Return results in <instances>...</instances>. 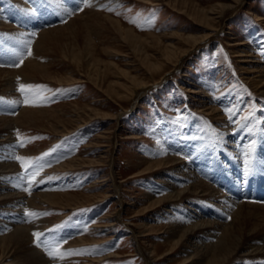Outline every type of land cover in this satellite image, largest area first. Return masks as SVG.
I'll return each mask as SVG.
<instances>
[{
  "label": "rangeland",
  "instance_id": "rangeland-1",
  "mask_svg": "<svg viewBox=\"0 0 264 264\" xmlns=\"http://www.w3.org/2000/svg\"><path fill=\"white\" fill-rule=\"evenodd\" d=\"M30 1L26 5L19 0H0V11L6 10L4 15L11 17L12 27H0L1 68L18 67L22 56L34 50L31 36L37 37V29L59 26L61 19L68 21V16H72L71 9L80 6L77 10H83L86 6L84 0ZM114 1L105 0L102 13L134 29L138 38L126 28H122L123 33L118 25L101 16L102 28L91 33L95 42L105 48L100 49L102 60L97 66L74 56L83 45V36L75 37L69 29H63L67 35H59V46L45 60L51 62L52 76L33 82H23L18 77L17 89L12 92H3L0 87V114L17 111L20 99H25L38 108L61 107L58 127L69 129L58 134L45 122L47 118L14 128L16 141L11 147L16 158H24V166L15 158L23 191L28 188L30 193L49 190L72 195L64 200L71 206L45 202L39 210H24L22 217L25 223L38 217L45 219L43 229L37 231L43 233L39 248L57 262L61 258L49 256L45 249L59 244L61 253H72L65 256L67 264H158L160 261L154 260L147 247L166 244V236L171 241L180 240V245L161 263L185 264L181 259L188 252H196V248L186 235L174 236L167 222L171 209L180 212L189 199L159 202L168 189L160 180L175 172L165 160L169 145L182 148L181 152L188 154L189 166L198 164L195 168L199 173L204 168V178L224 192L238 187L240 192L243 190L245 196L238 201L264 204V195L258 193L264 181V161L260 159L264 150V139L260 140L264 134V78L259 68L254 69L251 64L261 59L263 65L264 55L256 56L248 42H253L252 38L264 41V0ZM195 9L215 15L211 36L203 38L211 31L210 24L200 20ZM29 30L34 33L29 35ZM242 39L246 42L241 43ZM3 41L18 49L11 50ZM170 49L174 50L172 58L165 53ZM252 57L257 61H252ZM133 76L139 82H148V86L140 87ZM59 77L70 79L59 81ZM20 85L37 87L21 92ZM12 94L16 96L13 98ZM211 103L218 105L217 111L207 106ZM229 126L242 138L254 136L249 142L248 157L237 170L234 158L223 151L225 129ZM131 134L135 137H126ZM73 157L79 159L73 166L62 165ZM159 157L164 162L155 164ZM232 169L236 171L233 173ZM34 172L37 175L32 179ZM162 172L169 176H156ZM198 203L208 209L217 207L211 200ZM253 208L257 214L262 210L257 205H247L246 210ZM254 210L244 225L245 240L254 238L263 243L264 227L250 232V223L258 219L252 215ZM28 211L38 215L30 217L26 215ZM111 213L116 228L97 225ZM226 215L221 217L230 221L232 214ZM3 217L17 218L14 214ZM67 230L69 235L65 234ZM201 230L202 227L198 232ZM81 235L88 239L71 242ZM160 247L163 250L165 246ZM259 263L264 264V255L238 254L229 264Z\"/></svg>",
  "mask_w": 264,
  "mask_h": 264
},
{
  "label": "bare ground",
  "instance_id": "bare-ground-1",
  "mask_svg": "<svg viewBox=\"0 0 264 264\" xmlns=\"http://www.w3.org/2000/svg\"><path fill=\"white\" fill-rule=\"evenodd\" d=\"M19 1L26 5L30 4L31 2L30 0H19ZM52 1L54 2L56 0H52ZM84 1H86L85 9L77 10L78 8H81L80 6L77 9L75 8L71 9L70 14L73 17L72 16L70 17L69 15L68 21H66V19L65 20L61 19L62 21L58 22L59 26H56L54 28L37 29V31H39L37 32L38 33L37 37L33 38V36H31L34 47V50L30 52L31 55H29V53L24 54L25 56L24 55L23 56L25 59L22 56V59L24 61L22 60L21 62V59H19L20 56L18 54H15L21 62V63L18 62L20 63L18 67H14V68L0 67V87L3 89V92L4 91L7 92L8 90L12 92L13 89H17L16 85L17 83H19V81H17L18 77L22 79L20 81L33 82L39 78L47 77L52 74L51 65H50L51 62L45 60H47L48 54H50L52 50H55L56 47L59 46V44H57L59 43L58 40L60 39L59 35L62 33H64L62 34L64 36L67 35L65 34L66 30L64 31L63 29H69L70 33L75 37H77L78 35L83 36V45L81 44L80 50L77 51V53L74 56L78 59L85 58L87 63L90 64L91 62L92 64H96V65L102 60V58L99 56L101 54V50L104 51L105 48L100 44V42L98 41L95 42L91 33L96 32V30H98L99 28H102L103 23L100 22L101 16L107 17L108 20H110V22L113 25H118L119 26L118 28H120L123 33L124 31L122 28H126L128 29V32L130 33L131 36L138 38L139 34L134 29H132L131 27H124L119 19L114 18L108 14L102 13L101 6L103 5L105 0H88V1L84 0ZM89 4L91 6H87ZM4 12H6L5 9L0 11V27H7V28L11 27V22H9L11 17H6L4 15ZM194 12L200 20H202L207 24H210L208 28L211 31L208 30L206 34H203L202 35L203 38L204 36H211L213 32L212 29H215L214 25L211 24L212 19L215 18V15L210 14L212 12L210 13H208L207 11L200 12L198 9H195ZM87 17L89 19H87ZM80 18L81 19L85 18V20L81 21ZM30 32L31 33H29V35L34 33V31L33 32L30 31ZM191 39L195 40L196 38L192 36ZM251 40H253V42L248 41L250 42V44L249 43L248 44L250 49L253 50V52H257L256 56H261V53H263L264 55V51H263L264 41L260 38L259 39L252 38ZM3 42H5V44L8 45L11 50L17 48L14 45L11 46V44L7 41H3ZM75 42H76V38H75ZM243 42L246 41L242 39L241 43ZM16 44H18V42ZM78 45L80 46V44ZM66 47L67 46H65V48ZM62 49L64 51V47ZM74 50L76 51L77 49ZM68 51L69 50L67 49V52ZM172 52H174L173 49L165 51L166 55L170 58H172L171 57ZM180 52H182V50ZM253 52H248V54L255 56ZM184 54H182L180 58ZM12 56H14V54ZM145 56L146 58H150L147 57V55ZM251 60L257 61L256 58L254 57H252ZM259 62L257 61L256 63H251V64L253 65L254 69L259 68V70L262 73L261 74L262 78H264V64L262 65L261 59ZM154 63L156 64L157 62ZM92 67L90 69H92ZM103 70L106 71V69ZM97 77L98 75L95 78ZM57 79L60 81L63 79H70V78L59 77ZM133 79L134 81L137 82L139 78L137 76H133ZM140 82L138 80L140 87L148 84V82L146 83V81L144 82L140 81ZM136 90L137 89L134 88L132 90V93L135 94ZM15 96L16 94H12L13 98ZM20 100L21 101L18 110L17 111L15 110L16 113L13 111L9 115L0 114V209H2L0 211V261H5L6 263H13V264H67V260L65 258L66 255H64V257L61 258L60 261L58 260V262L55 260H51L46 256L44 251L37 246V243L34 240L33 233L43 229L44 223L46 222L45 219H43L42 217H38L36 218V220L30 223H25L22 214L24 213V210L27 209L39 210V207L44 205L45 202L55 205L56 203H58L67 207L68 205L71 206L72 203H70L68 200H67L68 202H64V200L70 198L72 195L70 192L52 193V191L49 192V190L48 191L38 190L32 192L31 194H26L23 191V186L21 184V181L20 180L18 181L17 173L19 171L18 170L19 163L15 160L16 158L15 152H13V148L11 146H13L14 142L16 141L14 128L17 127L18 125H27V124L32 125L34 123H40L42 121H45V119L47 118L45 122L50 127H52V129L55 130L58 134H64L65 132H68L69 129L66 127L60 129L58 127L60 125L59 119L61 117L60 114L58 113V110H60L61 112L63 111L62 109H60L61 108L60 106H59L60 108H55V107L52 108L53 106L51 108H43V107L38 108L37 106H30L31 104H33L32 101H26L25 99H20ZM207 106L211 109V111H217L219 108L216 103H211ZM232 129L233 128L231 126L225 129V132H227L226 134L227 139L226 140L223 139L222 143L225 147L223 148V151L225 150L228 152L227 154L228 157L234 158L233 163L235 164L234 167L236 169L239 168L242 163L243 164L245 163L247 153L249 152L250 149L248 148L249 142H251L254 136L253 138H249L247 136L242 138L241 135L237 133L238 131L236 132L235 130L234 132H232ZM233 134H236V136H234ZM129 136H131V138L135 137V135L132 134L126 137ZM262 137L263 138H261L260 140L264 139V134L262 135ZM181 150L182 148L177 149L174 146L169 145V148L164 153L166 156L165 160L167 162V165L169 167H172L175 172L173 174H170L171 176L170 178L162 177V175L164 174L167 175L168 172H162L156 175L162 177V180H160V182L164 183V185L162 186L168 188L167 191H165V193L164 192L162 193L161 196L162 198L160 201L158 200L159 202H162V200H167V199L168 201L172 200L175 202H179L180 200L183 201L185 197L189 199L188 201L186 200V202L188 203V204L186 203V208L179 209L180 212L177 211V213H175L173 209H171L172 212L169 214L170 220H168L167 222L170 228L173 230L174 236L177 235V238L178 237L180 238L183 234L186 235L188 240L191 241L192 244H194L193 246L194 249L196 248V252H188V255L185 256L183 259H181V261H183V263L185 264L191 262H194V264L195 263L196 264L197 263L198 264H229L238 254L240 255V257H243L245 255H254V256L261 255L262 257V255H264V242L263 243H261L260 241H259L260 243L255 242L254 238L245 240L246 230L244 225L245 222H247L249 219V218L247 219L248 214H251V212L254 210V208L252 211L250 210L251 212L246 210L247 205H254V207L257 205L262 210L258 213L259 215L254 210L252 215H256L255 218L258 219L250 223L252 225L250 227V232L258 231L264 227V204L258 203V201L257 203L249 202L250 200L238 201L239 197L243 196V194L245 196V192L242 190L244 188H242L241 186H240L242 190L241 192L238 186H237L238 189L230 188L229 189L230 192L227 191L224 192L223 190H221V188L215 186L213 184L214 182L213 183L209 182L208 179L204 178V176L202 175L203 174L202 170H204V168L200 170L202 173L201 174L197 172L195 168L196 166H198V164H196L195 166L191 165L190 167L187 156L188 154L184 155L183 152H181ZM261 153L262 154L260 155V159L264 161V150ZM106 156L107 154L105 155V157ZM103 159L104 158L97 161H102ZM161 159L164 158L159 157V159L155 160L154 163L161 164L162 162H164V160ZM77 160L79 159H75L73 157L67 162L65 163L63 162L62 165L73 166ZM236 170L232 169V172L234 173ZM162 186L160 185V187ZM259 186L260 188L263 186V188L258 191L259 196H263L264 181ZM107 195H111V194H107ZM199 200L200 201L211 200V202H213V205L217 207L214 209H208L203 205L199 204L198 203ZM192 203L196 205V207H194ZM191 208H194V210H192ZM4 211H6V213H4ZM226 212H230L232 214L230 221H226L225 218H223L225 217ZM13 214L17 216L16 220H13V218L3 217V215L12 217ZM104 217L105 219L103 218V222L97 225L116 228L117 222L115 220V216L112 213L107 214ZM201 227L202 230L198 232V229H201ZM66 233L67 234L70 233V230H67V232L65 231V234ZM57 234L60 235L61 233L58 232ZM201 235L202 236L205 235V236L202 237ZM87 239L88 238L86 236L81 235L73 239V241L71 242L72 243L79 241L85 242ZM164 239L167 240L166 244L164 242L163 245L152 244L147 247L148 250H150L151 255L155 257L154 260L160 261V263L158 262V264H165V263H161V261L163 260L165 261L167 259L166 255L172 254L173 251L176 250V248L179 247L180 245L179 244L180 240L171 241L166 236L164 237ZM160 246L163 247L165 246L166 248L164 247V249L162 250ZM69 263L70 262H68V264Z\"/></svg>",
  "mask_w": 264,
  "mask_h": 264
},
{
  "label": "snow or ice",
  "instance_id": "snow-or-ice-1",
  "mask_svg": "<svg viewBox=\"0 0 264 264\" xmlns=\"http://www.w3.org/2000/svg\"><path fill=\"white\" fill-rule=\"evenodd\" d=\"M87 6H91V5L89 4ZM133 23H135V21H133ZM29 55H31L30 52H29ZM33 87H37V86L20 85V91L21 92H25L26 89H32ZM26 95H27V93H26ZM30 106H39V105H37V104H31ZM16 159L20 160L22 162V166H24L23 165V160H24L23 157H17ZM36 175H37V173L34 172L32 174V179H34ZM24 191H29V194H31L30 193V190L28 188H25ZM26 215H28V216L31 217V216H37L38 214L35 213V212L28 211V212H26ZM33 235L36 237L37 246L38 247L41 246L40 237L43 236V233H38L37 232V233H33ZM45 251H47L48 255L51 256V257H53V258H56V257L63 258L64 255H71L72 254V253H61V251H60V245L59 244L55 245L54 248H46Z\"/></svg>",
  "mask_w": 264,
  "mask_h": 264
}]
</instances>
